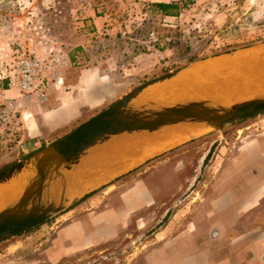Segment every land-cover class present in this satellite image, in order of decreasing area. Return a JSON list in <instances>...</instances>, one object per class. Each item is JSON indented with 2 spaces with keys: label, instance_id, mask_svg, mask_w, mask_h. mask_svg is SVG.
I'll list each match as a JSON object with an SVG mask.
<instances>
[{
  "label": "rangeland",
  "instance_id": "374dc122",
  "mask_svg": "<svg viewBox=\"0 0 264 264\" xmlns=\"http://www.w3.org/2000/svg\"><path fill=\"white\" fill-rule=\"evenodd\" d=\"M151 2L0 0V62L10 56L20 31L29 26H42L37 27L36 35L41 54L48 51L52 52L50 56L63 54L60 60L67 63L68 51L76 48L75 43L91 38L95 41L90 40V46L84 44L88 50L72 51V59L88 53L95 63L108 57L116 67L103 62L105 71L122 85L118 84L115 100L136 84L163 74L164 70L264 43V0H180L184 6L176 16L150 11ZM76 13H106L108 32L100 38L93 37L95 34L89 36L92 33L84 35L83 27L91 29L90 26L76 23L77 32L71 33L72 23L80 20L75 17ZM144 13H149L150 17ZM138 56H145L146 62L155 61L150 71L142 75L130 70L136 67ZM190 58L195 59L190 61ZM60 68L54 63L52 70ZM45 102L34 94L3 88L0 83V169L92 116L87 113L64 129L41 130L44 137L33 145L30 125H34L37 116L38 127L45 128L43 120L39 119ZM250 124L253 126H247ZM258 133L264 136V113L234 123L221 134L211 132L186 139L177 144L179 146L162 151L159 158L151 156L136 172L119 178L120 175L112 183L92 191L69 207L74 212L72 215L104 212L114 216L120 224L106 228V241L55 264H246L244 257H236L230 239L241 234L245 224L251 223L238 214L245 195L253 191L257 193L253 199L259 197L264 203V174L258 176L261 183L252 186L248 170L238 171L247 176L237 178L234 166L235 158L245 154V147ZM257 173L254 169L253 174ZM85 205L87 209L80 208ZM69 208L1 242L0 261H6V256L1 255L10 243L26 240L30 235L34 237L29 242L32 247L28 245L25 250L31 255L39 251L58 225L55 218ZM39 235L42 236L36 240Z\"/></svg>",
  "mask_w": 264,
  "mask_h": 264
},
{
  "label": "water",
  "instance_id": "95a60500",
  "mask_svg": "<svg viewBox=\"0 0 264 264\" xmlns=\"http://www.w3.org/2000/svg\"><path fill=\"white\" fill-rule=\"evenodd\" d=\"M262 49L264 43L250 45L211 58L194 60L150 77L64 135L0 169V184L13 179L23 183L19 195L0 206V243L51 219L85 195L163 153L147 157L126 171L102 176L104 169L98 173L99 165L108 153L124 142L143 134L165 131L187 130L190 135L187 140L211 132L221 134L234 123L263 114L264 90L228 100H221L215 95L166 100L143 97L147 89L184 76L204 84L236 80L243 69L234 63V59L240 54ZM210 60H223L224 63L208 73L198 72L193 65Z\"/></svg>",
  "mask_w": 264,
  "mask_h": 264
},
{
  "label": "crops",
  "instance_id": "0c3cea01",
  "mask_svg": "<svg viewBox=\"0 0 264 264\" xmlns=\"http://www.w3.org/2000/svg\"><path fill=\"white\" fill-rule=\"evenodd\" d=\"M106 16V13H76L75 17L80 20L72 23L71 33L77 32L76 23H78L79 25L90 26L91 29L83 27L84 35L92 33L89 36L95 34L93 37L100 38L101 34L105 35L108 32V24L105 23ZM78 30L80 31V29ZM90 40L93 39L89 38L84 43L76 42L77 44L74 45L76 48L68 51V63L65 61L64 65H61L62 68L58 69L59 71L55 70L53 87L44 99L46 102L42 108L43 114L39 116V119L43 120L45 128L38 127L37 116L34 118V125H30L34 138L31 142L33 145L39 144L40 138L44 137V131L64 129L87 113L88 116L93 115L117 96L118 84L120 83L113 79L111 73L105 71L106 66L103 64V62H109L111 67H116L113 62L109 61L108 57H106L107 59L97 60L95 63L88 57V53L87 55H78L76 59H72V51L88 50L84 44L90 46ZM78 44L80 45L78 46ZM139 56L136 67H131L130 70H133L134 74L142 75L150 71L155 65V61L146 62L145 56ZM101 64H103V68ZM57 77L58 81H55ZM247 126H253V124ZM41 130L44 131L41 132ZM50 141L47 140L45 143ZM246 151L249 153H246ZM247 154H249V157H247ZM235 160L234 170H236V173L238 174V171H242V169L248 170L250 184L252 186L259 185L261 182L258 176L264 174V165H262L264 161V136L258 133L245 147V154L238 155ZM216 161L217 159L214 160V162ZM237 162L239 163L237 164ZM254 169H257L259 174H253ZM247 173L243 172V175H236L237 178H241L242 176L246 177ZM246 185L248 184L246 183ZM252 192L246 194L242 199L243 202H240L241 211L238 213L244 218V221H250L251 223L245 224L243 232L240 231L241 234H235L230 242L235 247L236 257H244L246 264H264V203L259 200V197L258 200H254L253 195L257 193ZM86 207L87 205L80 208L84 210L87 209ZM256 210L262 212L255 213ZM242 211L243 213H241ZM72 213L74 212L69 208L65 213L55 218L58 225L53 228L52 237L43 247L38 248L39 251L35 254L31 255L30 252L25 250L28 245L32 247L29 242L33 241L34 237L30 235L26 237V240L10 243L6 251H2L4 254L1 255L6 256V261H0V264H40L41 262L55 264L80 250L106 241L108 238L105 233L106 228L120 224L114 216L104 212L94 214L84 212L85 214L79 217L72 215ZM42 235H39L36 240ZM33 248L37 249V247Z\"/></svg>",
  "mask_w": 264,
  "mask_h": 264
},
{
  "label": "bare ground",
  "instance_id": "6f19581e",
  "mask_svg": "<svg viewBox=\"0 0 264 264\" xmlns=\"http://www.w3.org/2000/svg\"><path fill=\"white\" fill-rule=\"evenodd\" d=\"M224 63L223 60L199 61L193 65L200 73H208ZM234 63L243 69L236 80L220 81L213 84L197 83L192 77L184 76L168 84L154 86L145 91L143 97L170 99L185 96L215 95L221 100L231 97L241 98L259 90H264V49L240 54ZM194 75V74H192ZM189 131H165L143 134L131 141L120 144L108 153L99 165L98 173L102 176L123 172L164 150L170 149L188 139ZM23 183L11 180L0 184V206L16 198L22 190Z\"/></svg>",
  "mask_w": 264,
  "mask_h": 264
},
{
  "label": "built area",
  "instance_id": "2783aa9c",
  "mask_svg": "<svg viewBox=\"0 0 264 264\" xmlns=\"http://www.w3.org/2000/svg\"><path fill=\"white\" fill-rule=\"evenodd\" d=\"M147 18H149V13ZM37 27L33 25L20 31L16 48L10 56L0 62V83L8 89H14L23 94H34L40 99H45L48 91L53 87V64L64 65L60 60L63 54H52L48 51L41 54L37 43ZM45 29H49L47 26ZM55 81H58V77Z\"/></svg>",
  "mask_w": 264,
  "mask_h": 264
},
{
  "label": "trees",
  "instance_id": "16d2710c",
  "mask_svg": "<svg viewBox=\"0 0 264 264\" xmlns=\"http://www.w3.org/2000/svg\"><path fill=\"white\" fill-rule=\"evenodd\" d=\"M180 0H169V1H152L151 3H150V6H151V8H150V11H155V12H160V14L161 15H163V16H176V15H178V13H179V9H180V7H182V6H184V4H180V2H179ZM152 14V13H151ZM193 59H195V58H190V61L191 60H193ZM164 73L165 72H167V70H164L163 71ZM2 87L3 88H6L5 87V85L3 84L2 85ZM163 153H161V154H159V155H157V156H155L156 158H159L160 157V155H162ZM148 160H150V159H148ZM148 160H146L145 162H148ZM8 165V164H7ZM6 165V166H7ZM141 165L142 164H140V165H138L137 167H135V168H133V169H131V170H129V171H127L126 173H124L123 175H121L119 178H121V177H125V176H127V175H130L131 173H134V172H136L137 170H138V168H140L141 167ZM5 167V166H4ZM117 179H118V177H116ZM112 183V182H111ZM110 183V184H111ZM90 194V193H89ZM88 195V194H87ZM87 195H85V196H87ZM84 196V197H85ZM83 197V198H84ZM75 204V203H74Z\"/></svg>",
  "mask_w": 264,
  "mask_h": 264
}]
</instances>
